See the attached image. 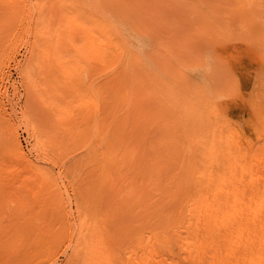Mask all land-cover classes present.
<instances>
[{"label":"bare ground","instance_id":"bare-ground-1","mask_svg":"<svg viewBox=\"0 0 264 264\" xmlns=\"http://www.w3.org/2000/svg\"><path fill=\"white\" fill-rule=\"evenodd\" d=\"M176 1L0 0L50 116L24 111L35 159L0 103V264H264L263 1L183 0L184 29Z\"/></svg>","mask_w":264,"mask_h":264},{"label":"rangeland","instance_id":"rangeland-1","mask_svg":"<svg viewBox=\"0 0 264 264\" xmlns=\"http://www.w3.org/2000/svg\"><path fill=\"white\" fill-rule=\"evenodd\" d=\"M182 1L183 0L176 1L175 5H174V3L172 4V3H168L167 2V4H166L165 2H162V5L160 4L159 7L161 6V8H163L162 11L164 10V14L165 15L163 13H159V14L162 15V16H166V17L169 15L167 18H170V19L172 18L171 20H173V18H174L173 21L175 23H177V25H179L180 23H182L181 20L183 19V17H182L183 14H186L185 12L180 14L181 16L178 14V12H179V10H181L180 8H182V6L186 7V4L184 2H182ZM262 1H263V5H262V9L261 10H262V13H264V0H262ZM156 7L158 9H160V11H161V8H159L158 5ZM175 9H177V10H175ZM262 13L260 11L259 15L262 14ZM259 15L257 14V17H259ZM262 15H263V17H262ZM262 15L260 16V19H264V14H262ZM176 19H178V20H176ZM177 21H179L180 23L177 22ZM180 25H182V24H180ZM180 25H179V27H180ZM183 27L185 28V25H182V27H180V28L184 29ZM195 40L199 41L201 45H203V43H204L205 46H206V44H209L205 48H209V47L212 46V44L209 43L208 41H205L204 38H202V39L195 38ZM25 49H26L25 47L19 46L17 48V51L12 56L6 57V58H4L3 60L0 61L1 64H2V70H3V71L1 70L2 73H0V74L5 76V85L7 87V93L5 94L4 97H2V100H0L1 101L0 103L2 105L1 106L2 107V111L4 113L10 114V117L13 118V120L18 125V132H19L20 138L22 140V143H23V145L25 147V150L29 154H31L30 156L32 158H35L36 156H37L36 158H38V156H39V158L41 159V155H37L38 154L37 151L35 149H33L35 140H34V137L27 130V126H26L25 118H23V114H24L25 109L29 108L28 106L30 105V107L32 109L29 108V110L31 109V111H33L34 113H36V111H37V116H39V118H42V119H40L41 121H43V120L45 121V119H48L50 116L47 114V111L45 109H42L41 104H39L40 102L38 101V99L36 100V99H34V97H29L28 96L29 95V90H28V86H27V82H26V75L23 74L22 68L20 69V67H22V65L20 66V64H25L27 62V59L29 58V54L26 53L27 51ZM242 52L246 54V57H249V55H247L248 53H246L248 51L245 48L243 49ZM206 53L207 54H211L212 52L209 49ZM27 54H28V56H27ZM18 61H20V64L18 63ZM77 61L80 64H84L85 63L84 60L78 59ZM3 65H4V68H3ZM17 65H19L20 67L17 66ZM33 99L36 100L37 103H34L35 101ZM26 102H28V103H26ZM3 106H4V108H3ZM43 112L45 113L44 116H43ZM231 113H232V117L234 118L235 122H237L239 124V127L242 130L246 131L248 134L254 133V131H253L254 128H253V125H252V121L248 117V115H249L248 108L244 104L240 103L236 107L233 106V109H232ZM80 120H81V114L80 115H75L72 120H69V122L72 125H75ZM50 127L51 128H49V130L52 131L53 130V125L50 126ZM32 143H33V146H32ZM71 143L74 144L75 146L79 145V147L76 150H74L75 152L74 151L70 152V154H73L74 156L71 157L72 156L71 155L70 157H68L69 160L76 159L77 157H79V155L83 151V149L80 148L81 147L80 145L82 144V141H81V139H79V137H75L74 139H72ZM78 151H79V154H78ZM53 167H54L53 168L54 171L58 172V169L60 170L59 166L57 167V165H55ZM66 180L67 179H65V177H62L61 178V184H62V181H63V183L66 182V183H64V185L62 187H63V189H65V188L67 189V191L65 190V193L68 192V194H65L67 202L69 201L68 195L69 194L72 195V196L70 195L72 198L69 197V198H71L70 201H72V204L69 202L70 204L67 203V205L69 206L68 208H72L74 210V213H73L72 210H71V212L73 213V216H75L76 213H77V212H75L76 211V209H75L76 208L75 207L76 206L75 205L76 201H75V195L73 193L74 190H72V189H74V185L75 184L71 183L69 180H67V181ZM64 186H66V187H64ZM70 205H72V206H70ZM72 213H71V215H72ZM57 257H58V260L56 259L57 263H59V262L61 263L65 259V254H63V252L62 253L59 252V254L57 253L56 258ZM43 264H54V262L48 260V261H44Z\"/></svg>","mask_w":264,"mask_h":264}]
</instances>
